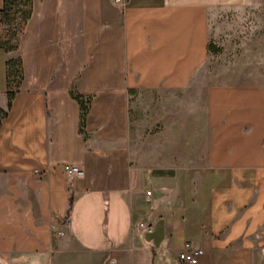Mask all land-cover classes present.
Here are the masks:
<instances>
[{"label":"crops","instance_id":"crops-1","mask_svg":"<svg viewBox=\"0 0 264 264\" xmlns=\"http://www.w3.org/2000/svg\"><path fill=\"white\" fill-rule=\"evenodd\" d=\"M261 62L264 0H31L0 49V264H264Z\"/></svg>","mask_w":264,"mask_h":264},{"label":"trees","instance_id":"trees-1","mask_svg":"<svg viewBox=\"0 0 264 264\" xmlns=\"http://www.w3.org/2000/svg\"><path fill=\"white\" fill-rule=\"evenodd\" d=\"M31 11V0H1L0 4V49L5 52L14 51L18 41L24 32V26ZM5 65V90L10 101L12 95L17 90L21 76L22 66L19 56H8ZM70 94L74 96L80 105L79 129L83 124L85 112L88 107V96L70 89Z\"/></svg>","mask_w":264,"mask_h":264},{"label":"built area","instance_id":"built-area-1","mask_svg":"<svg viewBox=\"0 0 264 264\" xmlns=\"http://www.w3.org/2000/svg\"><path fill=\"white\" fill-rule=\"evenodd\" d=\"M120 3H124V0H115ZM62 168L64 171L74 174L81 173V169L77 165L73 164H63ZM149 193V190L146 191V194ZM139 225H143V223H139ZM201 252L199 248H192L189 243L184 242L182 248L177 252V259L180 264H193L196 261V256Z\"/></svg>","mask_w":264,"mask_h":264},{"label":"rangeland","instance_id":"rangeland-1","mask_svg":"<svg viewBox=\"0 0 264 264\" xmlns=\"http://www.w3.org/2000/svg\"><path fill=\"white\" fill-rule=\"evenodd\" d=\"M240 65H242V63ZM256 65L259 66V68L261 67L260 69H262L264 64L261 62V63H256Z\"/></svg>","mask_w":264,"mask_h":264}]
</instances>
